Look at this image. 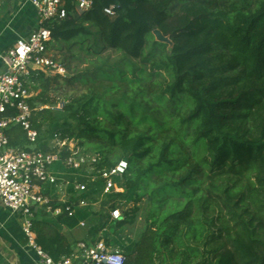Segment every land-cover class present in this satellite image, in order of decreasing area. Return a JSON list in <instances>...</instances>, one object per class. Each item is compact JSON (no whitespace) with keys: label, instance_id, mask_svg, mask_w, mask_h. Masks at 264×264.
<instances>
[{"label":"trees","instance_id":"trees-1","mask_svg":"<svg viewBox=\"0 0 264 264\" xmlns=\"http://www.w3.org/2000/svg\"><path fill=\"white\" fill-rule=\"evenodd\" d=\"M66 2L67 18L42 23L52 44L78 42L93 55L112 49L142 66L91 60L92 69H79L64 62L70 81L84 85L68 96V114L61 120L51 109L35 111L36 129L50 115L53 135L96 153L98 167L128 162L119 180L124 191L106 195L99 209L93 203L103 180L81 176L88 191L68 189L87 206L71 216L35 211L38 245L55 260L67 257L73 246L64 225L86 220L94 236L108 225L123 229L146 201L152 252L163 264H264V0H93L83 14ZM111 4L115 16L104 12ZM155 28L172 44L157 40ZM94 35L101 44L86 48ZM44 77L38 70L26 80ZM9 133L14 146L22 147L19 135L29 147L22 128ZM40 138L37 148L51 150ZM53 198V208L66 205ZM123 201L122 218L112 219Z\"/></svg>","mask_w":264,"mask_h":264},{"label":"built area","instance_id":"built-area-1","mask_svg":"<svg viewBox=\"0 0 264 264\" xmlns=\"http://www.w3.org/2000/svg\"><path fill=\"white\" fill-rule=\"evenodd\" d=\"M36 8L41 24L34 28L26 37L19 38L16 43L2 54L5 70L0 73V201L14 212L23 215V231L27 245L33 248L40 257L41 264H125L126 255L120 250L112 249L104 240L90 243L79 241L72 253L55 260L36 242L33 230L34 213L38 207H44L52 215L67 212L74 215L77 207L87 206V198L77 202L70 199L72 193L82 194L88 191V182L103 180L102 193L106 195L123 190L119 185L128 168L126 160H120L111 167H98V155L88 153L75 139L53 135L55 145L51 150L37 148L39 132L33 125L36 110L44 107L34 106V97L26 78L33 71H51L56 75L66 76L67 67L56 57L51 47V28L43 22L62 20L68 17L69 10L66 0H30ZM75 10L83 14L93 6V0H72ZM110 16L116 15V5L104 8ZM66 101L59 102L54 108L63 110ZM46 108H49L46 106ZM20 127L30 143L29 147L14 146L9 131ZM34 145V147L32 146ZM61 163L70 174L57 168ZM82 172L86 181L75 177ZM72 174V175H71ZM72 184L74 192L68 187ZM58 188L62 193L59 201L66 203L64 207L53 208L54 199L47 192L49 188ZM114 220L122 218L119 207L110 211ZM85 224L83 221L80 222Z\"/></svg>","mask_w":264,"mask_h":264},{"label":"rangeland","instance_id":"rangeland-1","mask_svg":"<svg viewBox=\"0 0 264 264\" xmlns=\"http://www.w3.org/2000/svg\"><path fill=\"white\" fill-rule=\"evenodd\" d=\"M92 30L95 31L96 28L92 27ZM96 36L97 35H94L93 38L91 37L88 40L86 48L90 47L93 50L95 46L101 44L100 38ZM51 47L56 53L58 60L71 64V67L73 68L92 69L94 64L90 62L91 60L97 63L101 62V60L106 61L108 64L118 63L127 68V70L133 65L142 66L140 60L130 59L129 61L124 58L121 52L112 49H108L99 55H93L89 54L86 49L82 48L78 42H72L71 44L63 41L53 42V44L51 43ZM71 54H75V56H71ZM43 72L45 74L43 79L39 81H26L35 96V104L36 106L44 107V109H51L57 118L63 120V117H66L68 111L66 109L59 110L54 107L57 106L59 102L63 101L64 103L69 95L78 94L84 85L82 82H76L74 84L70 81L71 73L68 68L66 76L56 75L51 71ZM46 106L49 108H46ZM37 113L38 112H36V117L37 120H39L40 116ZM46 116L47 118L40 124V126H37V130H39L41 134L40 142L47 143L48 148H53L55 142L52 136V119L50 115L47 114ZM17 138L19 139L18 145L22 147L28 145L19 135ZM32 146L34 147L33 144ZM82 174V172H77L75 177H81ZM122 191H124V189ZM56 192L57 191L53 194L57 195ZM106 195L100 194L97 195L98 197L96 196L99 200L94 202L95 205L93 204L95 209L101 207V201ZM113 203L114 201H111L107 206L109 207ZM125 203L126 202L123 201L115 204L119 205V208L122 210L128 206ZM140 207L141 210L138 218L133 225L125 226L123 229H116L114 226L108 225L106 229L100 230L94 238H90V241L104 240L112 249L122 251L128 258L127 264H163L161 255L158 252L154 254L152 252L154 230L148 227L145 222L146 211L148 208L147 202L143 201ZM88 228L90 229V226H88Z\"/></svg>","mask_w":264,"mask_h":264},{"label":"crops","instance_id":"crops-1","mask_svg":"<svg viewBox=\"0 0 264 264\" xmlns=\"http://www.w3.org/2000/svg\"><path fill=\"white\" fill-rule=\"evenodd\" d=\"M40 24L36 8L30 0H0V73L5 70L2 54ZM55 191L57 195L53 194ZM50 194L52 197L57 196L56 199L62 195L55 187ZM40 210L43 207L36 209L37 212ZM47 213L52 215L48 211ZM23 220L21 213L12 211L0 201V264H41L36 251L27 245ZM83 222L85 224L79 223L71 227L64 225V233L73 249L79 241L89 242L90 238L95 237L90 233L86 220Z\"/></svg>","mask_w":264,"mask_h":264},{"label":"water","instance_id":"water-1","mask_svg":"<svg viewBox=\"0 0 264 264\" xmlns=\"http://www.w3.org/2000/svg\"><path fill=\"white\" fill-rule=\"evenodd\" d=\"M153 34L155 35V38L157 40L172 44V41L170 40V38L168 36L164 35L163 32L159 28H155L153 30Z\"/></svg>","mask_w":264,"mask_h":264}]
</instances>
